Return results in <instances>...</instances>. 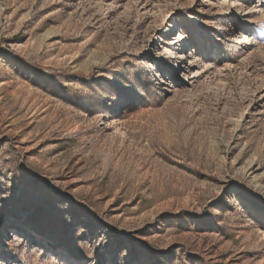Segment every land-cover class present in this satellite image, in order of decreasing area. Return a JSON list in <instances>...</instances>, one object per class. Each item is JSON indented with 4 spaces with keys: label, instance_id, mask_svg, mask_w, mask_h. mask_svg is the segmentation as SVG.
Segmentation results:
<instances>
[{
    "label": "rangeland",
    "instance_id": "rangeland-1",
    "mask_svg": "<svg viewBox=\"0 0 264 264\" xmlns=\"http://www.w3.org/2000/svg\"><path fill=\"white\" fill-rule=\"evenodd\" d=\"M0 264H264V0H0Z\"/></svg>",
    "mask_w": 264,
    "mask_h": 264
}]
</instances>
